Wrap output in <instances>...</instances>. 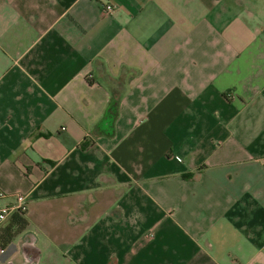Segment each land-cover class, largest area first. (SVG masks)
I'll return each instance as SVG.
<instances>
[{
    "label": "crops",
    "instance_id": "obj_1",
    "mask_svg": "<svg viewBox=\"0 0 264 264\" xmlns=\"http://www.w3.org/2000/svg\"><path fill=\"white\" fill-rule=\"evenodd\" d=\"M0 188V264H264V0H0Z\"/></svg>",
    "mask_w": 264,
    "mask_h": 264
},
{
    "label": "built area",
    "instance_id": "obj_2",
    "mask_svg": "<svg viewBox=\"0 0 264 264\" xmlns=\"http://www.w3.org/2000/svg\"><path fill=\"white\" fill-rule=\"evenodd\" d=\"M104 9L111 12L114 9V5L111 3L104 4ZM180 160L179 156H176ZM11 194L0 188V226L16 212H26V194L23 192L15 194L10 199ZM3 248L0 246V251Z\"/></svg>",
    "mask_w": 264,
    "mask_h": 264
},
{
    "label": "rangeland",
    "instance_id": "obj_3",
    "mask_svg": "<svg viewBox=\"0 0 264 264\" xmlns=\"http://www.w3.org/2000/svg\"><path fill=\"white\" fill-rule=\"evenodd\" d=\"M83 199V198H81ZM67 203H69L68 201H59V202H54V203H49L47 206H54V208H56V210H51L50 212L46 211V215L44 214V212H40L42 213L45 218L46 221L51 220L54 217H62L65 218V216H63V212H62V206H65V204L67 205ZM94 210V206H90L88 202H86L85 206L82 205V207L80 206L79 209H77L74 214H75V224H77L76 228L80 229L82 226V215H86V220L89 221L92 216H93V210L91 211L90 209ZM61 209V210H60ZM58 233L59 234H65L64 229L59 228L58 229Z\"/></svg>",
    "mask_w": 264,
    "mask_h": 264
},
{
    "label": "trees",
    "instance_id": "obj_4",
    "mask_svg": "<svg viewBox=\"0 0 264 264\" xmlns=\"http://www.w3.org/2000/svg\"><path fill=\"white\" fill-rule=\"evenodd\" d=\"M26 224L27 221L24 217V213L19 211L14 212L10 217L9 223L5 227L7 234L4 241L0 243V246L4 247V245L8 243L14 235L25 228Z\"/></svg>",
    "mask_w": 264,
    "mask_h": 264
}]
</instances>
